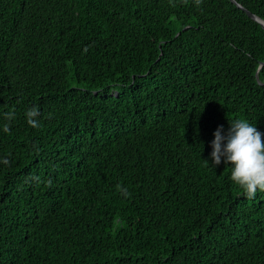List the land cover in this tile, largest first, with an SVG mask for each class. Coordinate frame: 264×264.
I'll use <instances>...</instances> for the list:
<instances>
[{"label":"trees","instance_id":"obj_1","mask_svg":"<svg viewBox=\"0 0 264 264\" xmlns=\"http://www.w3.org/2000/svg\"><path fill=\"white\" fill-rule=\"evenodd\" d=\"M238 118L264 26L232 0H0V264H264V191L210 156Z\"/></svg>","mask_w":264,"mask_h":264},{"label":"clouds","instance_id":"obj_2","mask_svg":"<svg viewBox=\"0 0 264 264\" xmlns=\"http://www.w3.org/2000/svg\"><path fill=\"white\" fill-rule=\"evenodd\" d=\"M38 108L26 112L27 121L38 126ZM264 133L247 119L238 118L230 122L225 132L220 125L211 141L210 156L214 165L223 162L230 167V180L244 190L249 197L264 191Z\"/></svg>","mask_w":264,"mask_h":264},{"label":"water","instance_id":"obj_3","mask_svg":"<svg viewBox=\"0 0 264 264\" xmlns=\"http://www.w3.org/2000/svg\"><path fill=\"white\" fill-rule=\"evenodd\" d=\"M233 2L237 3L239 7H241L243 10H245L248 15H250L252 18L258 20L259 22L262 23V25L264 26V20L261 19L260 17H258L257 15H255L254 13H252L251 11H249L248 9H246L245 7H243L241 4H239L236 0H232Z\"/></svg>","mask_w":264,"mask_h":264}]
</instances>
